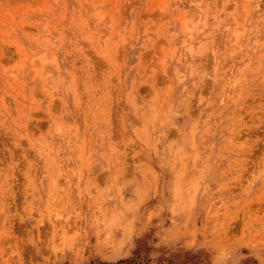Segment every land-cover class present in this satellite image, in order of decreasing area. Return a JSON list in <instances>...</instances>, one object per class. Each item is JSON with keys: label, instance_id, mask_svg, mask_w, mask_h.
I'll use <instances>...</instances> for the list:
<instances>
[{"label": "rangeland", "instance_id": "1", "mask_svg": "<svg viewBox=\"0 0 264 264\" xmlns=\"http://www.w3.org/2000/svg\"><path fill=\"white\" fill-rule=\"evenodd\" d=\"M0 264H264V0H0Z\"/></svg>", "mask_w": 264, "mask_h": 264}]
</instances>
